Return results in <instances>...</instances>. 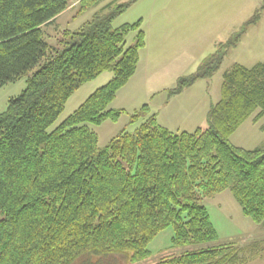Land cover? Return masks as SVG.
<instances>
[{
	"label": "trees",
	"instance_id": "16d2710c",
	"mask_svg": "<svg viewBox=\"0 0 264 264\" xmlns=\"http://www.w3.org/2000/svg\"><path fill=\"white\" fill-rule=\"evenodd\" d=\"M97 1L82 0L80 13ZM137 1L65 31L64 45L55 48L44 29L70 0H0V89L43 61L0 114V264H75L93 255L142 264L152 256L149 245L170 227L173 248L195 249L150 264H245L264 251V241L250 248L214 245L218 231L203 205L230 190L243 214L264 227V148L231 142L250 118H264V63L235 64L224 74L207 129L173 132L145 105L131 115V124L145 120L134 133L123 131L99 147L89 124L116 123L127 113L110 106L135 76L147 45L142 20L113 28ZM261 10L248 25L260 21ZM131 32L136 41L127 47ZM221 60L218 52L206 58L169 96L212 78ZM110 71L114 78L50 132L70 97Z\"/></svg>",
	"mask_w": 264,
	"mask_h": 264
},
{
	"label": "rangeland",
	"instance_id": "374dc122",
	"mask_svg": "<svg viewBox=\"0 0 264 264\" xmlns=\"http://www.w3.org/2000/svg\"><path fill=\"white\" fill-rule=\"evenodd\" d=\"M81 1L70 0L69 11L56 25L44 29L45 41L50 46L61 48L64 45L65 31H78L92 20L95 14L107 13L111 6L127 3L130 0H98L85 12L80 13ZM258 9H262L260 21L248 25V21ZM141 20L143 21L141 30L148 37V47L142 53L138 73L136 72L128 84L119 91L116 100L110 106L111 109L124 110L127 113L123 114L116 123L106 121L101 126L89 124L99 136L100 148L106 147L123 131L134 133L145 120L141 119L131 124V115L145 105L150 106L154 92L172 89L177 84L174 80L176 76L193 75L206 58L218 52L222 60L214 76L199 80L193 96L186 95L176 104L164 109H178L181 117L179 121L186 124V127L190 126L185 129L191 133L200 128L207 129L206 107L210 110L208 108L210 104L213 105L221 99L224 74L235 64L252 68L264 63V0H139L114 22L113 28L133 25ZM136 37L137 32H131L126 39V46H133ZM236 38L238 39L234 44H229ZM221 45L223 46L220 50ZM42 64L43 61L29 75L0 89V114L7 110L10 100L19 97L26 90L29 76L36 73ZM149 73H154L152 74L154 77L149 78ZM113 78V72H105L97 79L84 84L70 97L63 113L49 131L57 129L91 95ZM160 96L161 93H158V98ZM231 142L236 147L249 151L263 149L264 118L258 123L250 118L231 137ZM203 205L207 207L218 231L219 239L214 245L232 243L240 248H250L254 243L264 241V227L257 225L243 214L242 207L230 190L214 198L203 200ZM173 236L172 227L160 233L149 245L151 258L142 264L154 263L167 253L176 254L195 249L194 247L173 248ZM86 262L126 264V259L122 256L93 255L84 257L75 264ZM245 264H264V251Z\"/></svg>",
	"mask_w": 264,
	"mask_h": 264
},
{
	"label": "crops",
	"instance_id": "0c3cea01",
	"mask_svg": "<svg viewBox=\"0 0 264 264\" xmlns=\"http://www.w3.org/2000/svg\"><path fill=\"white\" fill-rule=\"evenodd\" d=\"M70 8H71V6L64 13H62L55 20V22L52 25H56L57 22L59 21V19L61 17H63L67 13V11H69ZM148 43H149V41H148ZM148 43H147L146 47L141 51V57H142L143 51H145L147 49ZM140 62H141V60H140ZM138 69H139V67H138ZM137 73H138V70H137ZM152 74H154V73H152ZM152 74L149 73V78L154 77ZM179 77L180 76H178V77L176 76L174 80L178 81ZM196 84L193 85L192 87L186 89L182 94L177 95V96H173V97H170L168 94V91L171 89H162V91L154 92V95L151 96L152 100L150 103L151 104L150 107H151L152 111L157 115V118H158L160 125H162L163 127L167 128L173 132H189L186 129L189 128L190 126L186 127V124H184L183 122L181 123L179 121V119H181V117L179 116V110L178 109H171V110H164V109L170 107L172 104H176L178 101H180L179 99H181L182 97H186V95L193 96ZM175 86H176V84H175ZM158 93H161V95H162V96H160V98H158ZM163 95H165V96H163ZM159 99H161V100L159 101ZM206 103H207V100H206ZM211 106H212V104H210V106L208 108H211ZM206 110H208L207 111V113H208L209 109H207V107H206ZM191 126H193V125H191Z\"/></svg>",
	"mask_w": 264,
	"mask_h": 264
}]
</instances>
